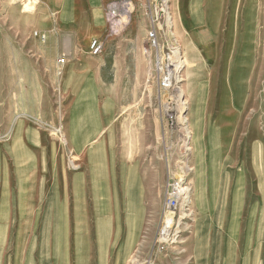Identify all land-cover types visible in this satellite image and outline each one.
Here are the masks:
<instances>
[{
  "label": "rangeland",
  "instance_id": "obj_1",
  "mask_svg": "<svg viewBox=\"0 0 264 264\" xmlns=\"http://www.w3.org/2000/svg\"><path fill=\"white\" fill-rule=\"evenodd\" d=\"M101 1L0 0V264H264V0Z\"/></svg>",
  "mask_w": 264,
  "mask_h": 264
},
{
  "label": "crops",
  "instance_id": "obj_2",
  "mask_svg": "<svg viewBox=\"0 0 264 264\" xmlns=\"http://www.w3.org/2000/svg\"><path fill=\"white\" fill-rule=\"evenodd\" d=\"M87 2V8L89 11V16L87 17V19H85L84 21L86 23L83 24L86 33L88 32V37H95V36H99L102 35L103 30L105 29L104 26V16H103V9H104V2H102L101 0H86ZM64 3V2H63ZM60 6L57 7V11L60 13V16H64L66 15L67 17H69L70 12H72V15L74 16V18L72 19H67V20H61L59 21L60 26L62 27H69V28H76V26H79V24H77V20H75L76 15L73 14V12H78L79 7L77 8L76 5H73L74 9H70L69 7L72 8V6H70V4H64L62 7L63 8H59ZM89 20V21H88ZM77 36V31L74 32ZM66 36V35H65ZM51 40L52 37L50 36ZM65 38V37H63ZM72 35L70 33H67V44L64 43L61 45V47L59 46V50L62 49L63 53H66L68 56V62L66 63V65H64L65 71H66V78H67V82H71L73 80L74 83H77V81L85 74L84 70H86V63L87 60L85 57L82 56V54H78L77 49L74 50V47L71 46L72 42ZM65 40V39H64ZM58 39L56 41H53V43L57 42ZM81 48V46L79 47V49ZM74 50V51H73ZM74 53V55H73ZM54 55V54H53ZM52 65L56 64V58L55 55L52 56ZM87 73V72H86ZM217 128V127H215ZM219 129V128H218ZM217 129V130H218ZM76 130V129H74ZM216 130V131H217ZM77 131V130H76ZM80 132V131H79ZM213 132V129L211 127L208 128V133L209 137L208 139H210L211 134ZM87 138V137H86ZM219 155L223 154L222 150L221 152H218ZM225 154V153H224ZM222 161V160H221ZM204 199V196H202ZM216 198H218L220 200V202H222L223 200V196L222 193H220L219 195H214L213 199L214 201L216 200ZM202 221V219H200ZM201 221L196 225V229H197V233L196 235V244L194 246V250H193V259H194V264H215L216 261L214 257V255H212V253L216 252L219 248V245L216 244L213 245L211 236L215 235V234H219V230H217L216 228L213 227H208V229H204L203 227H201ZM207 233V234H206ZM205 234L208 235V241L205 242ZM216 248V249H215Z\"/></svg>",
  "mask_w": 264,
  "mask_h": 264
},
{
  "label": "built area",
  "instance_id": "obj_3",
  "mask_svg": "<svg viewBox=\"0 0 264 264\" xmlns=\"http://www.w3.org/2000/svg\"><path fill=\"white\" fill-rule=\"evenodd\" d=\"M150 40H154L153 39V34L149 35ZM90 50L92 53H97L100 50V43H98L96 40H93L90 44ZM173 201L175 202L174 198ZM169 205V204H168ZM172 208V203L169 205ZM171 211L169 209L166 210V214L164 215V222L166 223L169 218L167 217V215H170ZM172 215V214H171ZM168 218V220H167ZM163 229L161 230V235H162V239L166 240L165 236L163 235Z\"/></svg>",
  "mask_w": 264,
  "mask_h": 264
},
{
  "label": "bare ground",
  "instance_id": "obj_4",
  "mask_svg": "<svg viewBox=\"0 0 264 264\" xmlns=\"http://www.w3.org/2000/svg\"><path fill=\"white\" fill-rule=\"evenodd\" d=\"M168 17H169V15H168ZM176 50H177V49H176ZM176 50H175V51H176ZM173 53H174V52H173ZM175 53H176V52H175ZM174 56H175V55H174ZM177 56H178V55H177ZM179 58H180V57H179ZM171 66H172V65H171ZM167 80H169V79H167ZM94 130H95V127L91 129L92 132H94ZM186 131H187V130H186ZM186 131H185V132H186ZM86 137H87V136H86ZM87 138H88V137H87ZM187 197H188V196H187V192H184V193L181 192V198H182L181 206H182V208H183V206H184V204H185V202H186Z\"/></svg>",
  "mask_w": 264,
  "mask_h": 264
}]
</instances>
